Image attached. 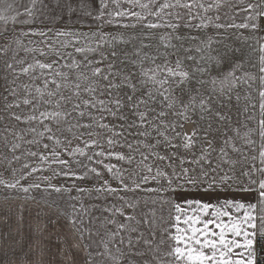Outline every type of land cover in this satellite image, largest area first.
<instances>
[{"label":"snow or ice","instance_id":"6c2138e0","mask_svg":"<svg viewBox=\"0 0 264 264\" xmlns=\"http://www.w3.org/2000/svg\"><path fill=\"white\" fill-rule=\"evenodd\" d=\"M224 8L245 13L244 22L235 23V14L226 12L233 22L221 23ZM262 18L264 0H28L27 5L23 0H0L3 31L8 25L14 30L20 25L19 36L46 38L52 33L63 38L56 41L59 47L41 41L47 52L23 49L55 57L47 62L34 58L26 64L25 59H16L11 45L21 47L18 36L0 46V53L6 56L12 50V60L21 65L16 69L5 61L6 70L14 75L10 81L4 77L3 110L28 108L24 114L9 112L10 120L27 127L14 132L6 125L3 131L17 142L9 146L4 135V146L15 153L21 148L19 141L45 150L49 149L45 139L53 144L48 155L26 152L39 157L36 167L24 163L19 170L11 168L21 156L9 159L0 154V164L6 162L13 176L12 181L0 178V185L25 194L41 189L39 182L21 181L44 171V164L62 166L63 170H53L54 176L102 181L88 189L75 183L58 186L50 182L52 177H42L49 181L45 192L70 193L75 188L77 193L95 192L96 199L114 197L118 202L103 207L113 217H105L101 224L105 233L97 247L103 250L88 252L85 245L83 264H258L264 257V247L257 251L258 243L264 242V43L260 42L264 37H254L260 52L257 65L247 58L235 59L241 49L217 39L219 31L206 37L193 33L209 28L255 33ZM85 27L88 31L82 30ZM68 48L73 51L67 52ZM246 65L256 71L245 70ZM20 76L29 82L17 84ZM18 89L23 90L22 97ZM9 96L14 99L9 101ZM4 119L0 116V121ZM186 125L194 127L186 131ZM28 134L32 139L25 140ZM112 159L128 167L105 163ZM157 162L166 163L161 167ZM72 164L83 171H74ZM93 165H100L116 185L103 179L101 169ZM193 192L208 200L192 196ZM226 192L234 195H220ZM4 199L7 205L14 197ZM141 202L147 211L138 212ZM71 207L69 223L82 225L78 218L87 212L83 202L79 209ZM107 225H114L115 231ZM76 231L81 240L85 233L89 238L100 235L90 229ZM141 243L144 248L136 250ZM3 259L12 264L7 253Z\"/></svg>","mask_w":264,"mask_h":264},{"label":"rangeland","instance_id":"374dc122","mask_svg":"<svg viewBox=\"0 0 264 264\" xmlns=\"http://www.w3.org/2000/svg\"><path fill=\"white\" fill-rule=\"evenodd\" d=\"M24 4H28V0H23ZM47 2V0H46ZM255 0H246V3H252ZM124 7H128V5H124ZM241 7L237 5V9ZM139 11V9H135ZM229 13V15L235 14L236 9H228L224 8L221 10V23H232L233 21L227 19L225 17V13ZM245 13L239 12L235 14V23L244 22ZM20 25L15 26V30L12 25L7 26V31H3L4 25H0V46L13 38L14 36H18L22 41V45L19 49L15 43H12L11 49L17 51L16 59H25L26 64L31 63L33 59H40L44 61H49L50 59H54L55 57L51 54L49 57L40 56L39 52H25L24 48H43L46 52L48 48L46 44H52L55 47H59L56 41L62 40L63 38H57L52 33H49L48 37H39V36H19ZM83 31H88L87 27L82 29ZM107 30V29H106ZM120 31H131L120 29ZM219 31L221 36L216 37L217 39H222L223 43L230 44L235 48L241 49V55L235 57V59L244 60L247 58L248 63H256L258 65L259 61V44L257 40L254 38L264 37V18L261 20V28L259 31L253 33L248 29H228L225 31L224 29L216 30L213 28H209L206 30V33H193L194 35H200L201 37L206 36H215L216 32ZM243 37H248L249 39L244 40ZM41 41H46L45 43H41ZM264 43V40L260 41ZM214 47L222 48L223 45H214ZM10 50L8 54L5 56L0 53V116H3L5 119L0 121V154L7 156L11 159L12 155L21 156L19 161H13L11 168L21 169L24 163H29L32 167H36L40 165L39 157H30L26 155L28 150L43 152L45 155H48L53 147L51 141L45 139L43 143L49 144V149L45 150L42 146L39 145H29L24 143L23 141H19L21 143V148L18 149L15 153L9 152L8 148L4 146L3 136H8L9 146L11 143L17 142L13 135H8L3 130L7 125L10 128H13V131H21L25 129L27 125L22 123H18L14 120L9 119V112H17L19 114L27 113L28 108L21 105V108H13L8 111L3 110L4 100L3 96L7 95L5 91V87L7 86V81L4 79L7 76V80L10 81L13 79V73L11 70H6L5 61L12 62L16 69H19L21 65L16 64L14 60H12L13 51ZM67 52H72L71 48L66 50ZM195 55V53H193ZM76 58L82 59L81 56L75 54ZM247 71H256V69L249 68L247 65L245 67ZM29 78L27 76H20L17 84L28 83ZM258 85V82H257ZM16 85H12L15 87ZM241 94L244 93L243 89L239 90ZM19 96H23L24 92L22 89H18ZM257 94L253 92V97L256 98ZM9 101L14 98L9 96ZM232 111H236V102L232 101ZM233 116V115H232ZM257 118L258 117V100H257ZM235 120L236 117L233 116ZM249 126H253L251 123ZM193 125H186L185 130L191 131ZM32 139V135H25V140ZM258 139V138H257ZM77 141H73V144H76ZM116 151H124L126 149L117 148ZM57 151H61L60 148H57ZM197 154L199 152V145L196 148ZM62 159H69L67 155H62ZM51 159V157H50ZM177 163L178 161H174ZM105 163H113L121 165L124 168H127V164H123L120 161L115 159L106 160ZM160 163V166L163 167L164 163ZM98 167L103 172V179H109L110 183L113 186L116 185V181L111 180L108 173L103 170L100 165H93ZM188 166V165H185ZM7 163L0 164V173L3 178L8 181L13 180L11 168H7ZM44 171L36 172L32 176H30L27 180L21 181L22 184L27 185L31 182H39L41 183V189H33L29 194L20 193L14 190H7L2 185H0V264H4V254L7 253V259L12 262V264H83V262L87 259V253L85 251V245H89L88 252L95 253L97 251H102V246L97 247L101 238L104 237L105 228L101 227V224L104 223L105 217L111 219L113 217L110 216L109 213L102 211L105 205H111L112 203H118L114 197L104 198L103 196L100 199H96L97 193H77L75 188L69 192H61L55 193L49 190L48 192L43 191L44 187H46L49 181H44L42 177H52L51 183L55 185H65L66 187H72L73 183H75L78 187L91 189L94 185H98L102 183V181H97L95 179H87L83 181H73L72 179L65 178L63 176H54L53 170H63L61 165L58 164H44ZM72 169L74 171L80 172L83 171L77 165L72 164ZM24 172L29 171V169H23ZM20 172H17V176H19ZM151 186V185H149ZM26 195H31L33 199H24ZM131 195V194H129ZM11 196L14 199H10L7 201V205H5V197ZM80 197L79 200L71 199L70 197ZM81 201L83 202L84 209L87 210L86 214L81 215L78 219L82 218L84 223L81 225L77 223L74 227L69 223V217L73 213V209L71 205H76L77 209H79ZM95 206V207H94ZM148 207H151L149 205ZM141 202L139 211H147ZM127 213H131V209H125ZM157 214L159 215V209H157ZM22 216V219L20 217ZM118 222L123 223V217H115ZM139 219V215H137ZM28 222V223H27ZM108 230L115 231L114 225H107ZM76 228L90 229L92 233L99 232L100 235H92L89 238L88 234H84V239H80V234L76 231ZM141 229L143 227L141 225ZM137 234L132 233V236L135 237ZM93 241L96 244H93ZM123 248L124 246L121 245ZM258 247V246H257ZM144 245L141 243L136 250H142ZM259 251L260 248L258 247ZM114 251V249H113ZM125 251L127 249L125 248Z\"/></svg>","mask_w":264,"mask_h":264},{"label":"crops","instance_id":"0c3cea01","mask_svg":"<svg viewBox=\"0 0 264 264\" xmlns=\"http://www.w3.org/2000/svg\"><path fill=\"white\" fill-rule=\"evenodd\" d=\"M244 94V93H243ZM243 94H241V95H243ZM243 103H245L244 101H241V107H242V105H243ZM233 106V105H232ZM232 115L234 116V117H236V111L235 112H233L232 113ZM257 139V138H256ZM257 143H258V139H257ZM234 158H238V157H236L235 155H234ZM216 160V154L214 153L213 154V161H215ZM257 166H259V165H257ZM226 167V166H225ZM237 170H239V165L237 166ZM246 182V181H245ZM191 195L192 196H194V197H197V198H203L204 200H208V197L207 196H204L202 193H198V192H193V193H191ZM220 195H224V196H232V195H234L233 193H231V192H226V193H221ZM212 202H215V200L213 199V201ZM165 215H166V213H165ZM158 236H159V234H158ZM150 238V237H149ZM257 251H259V249H258V247H257ZM132 259H138L137 257H132ZM125 264H127V261H125Z\"/></svg>","mask_w":264,"mask_h":264},{"label":"built area","instance_id":"2783aa9c","mask_svg":"<svg viewBox=\"0 0 264 264\" xmlns=\"http://www.w3.org/2000/svg\"><path fill=\"white\" fill-rule=\"evenodd\" d=\"M257 246L261 249V247H264V242L258 243ZM258 264H264V257L258 259Z\"/></svg>","mask_w":264,"mask_h":264},{"label":"bare ground","instance_id":"6f19581e","mask_svg":"<svg viewBox=\"0 0 264 264\" xmlns=\"http://www.w3.org/2000/svg\"><path fill=\"white\" fill-rule=\"evenodd\" d=\"M28 223V222H27Z\"/></svg>","mask_w":264,"mask_h":264}]
</instances>
